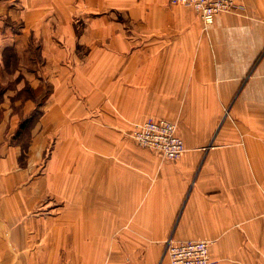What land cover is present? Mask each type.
I'll list each match as a JSON object with an SVG mask.
<instances>
[{
    "label": "crops",
    "instance_id": "obj_1",
    "mask_svg": "<svg viewBox=\"0 0 264 264\" xmlns=\"http://www.w3.org/2000/svg\"><path fill=\"white\" fill-rule=\"evenodd\" d=\"M175 122L172 160L128 134ZM54 139L42 169L41 147ZM264 264V0H0V264Z\"/></svg>",
    "mask_w": 264,
    "mask_h": 264
},
{
    "label": "built area",
    "instance_id": "obj_2",
    "mask_svg": "<svg viewBox=\"0 0 264 264\" xmlns=\"http://www.w3.org/2000/svg\"><path fill=\"white\" fill-rule=\"evenodd\" d=\"M171 3L190 5L200 16L203 27L214 22L220 12L234 8V0H169ZM129 136L141 146L159 153L162 157L175 160L185 150V145L176 133V124L166 118L148 117L135 122ZM164 257L170 264H213L209 255V242L202 239L183 241L168 240Z\"/></svg>",
    "mask_w": 264,
    "mask_h": 264
},
{
    "label": "rangeland",
    "instance_id": "obj_3",
    "mask_svg": "<svg viewBox=\"0 0 264 264\" xmlns=\"http://www.w3.org/2000/svg\"><path fill=\"white\" fill-rule=\"evenodd\" d=\"M148 118V117H147ZM154 118V117H153ZM146 119V118H145ZM134 124V123H133ZM132 124V126H133ZM131 126V127H132ZM130 130V129H129ZM129 130L127 136H129ZM130 137V136H129ZM132 139V138H131ZM50 153H57L56 145H54V139L49 140L41 147V162H42V169L44 167L45 162L48 159Z\"/></svg>",
    "mask_w": 264,
    "mask_h": 264
},
{
    "label": "bare ground",
    "instance_id": "obj_4",
    "mask_svg": "<svg viewBox=\"0 0 264 264\" xmlns=\"http://www.w3.org/2000/svg\"><path fill=\"white\" fill-rule=\"evenodd\" d=\"M177 125V124H176Z\"/></svg>",
    "mask_w": 264,
    "mask_h": 264
}]
</instances>
